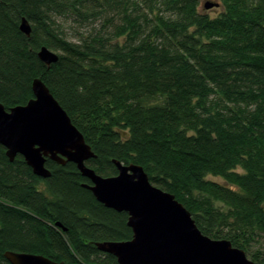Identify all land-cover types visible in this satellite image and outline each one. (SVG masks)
I'll return each mask as SVG.
<instances>
[{
    "label": "trees",
    "instance_id": "1",
    "mask_svg": "<svg viewBox=\"0 0 264 264\" xmlns=\"http://www.w3.org/2000/svg\"><path fill=\"white\" fill-rule=\"evenodd\" d=\"M221 2L212 17L200 0H0V102L27 103L42 79L96 154L87 165H141L204 234L264 264L252 250L264 241V0ZM99 17L78 40L60 21ZM44 45L59 56L49 66ZM46 166L38 176L0 144V264L7 250L119 264L95 243L131 239L128 214L98 201L75 163Z\"/></svg>",
    "mask_w": 264,
    "mask_h": 264
},
{
    "label": "water",
    "instance_id": "2",
    "mask_svg": "<svg viewBox=\"0 0 264 264\" xmlns=\"http://www.w3.org/2000/svg\"><path fill=\"white\" fill-rule=\"evenodd\" d=\"M204 6L209 9L220 2L208 1ZM19 27L30 36L32 27L26 17ZM38 57L48 66L59 58L45 45ZM32 89L34 96L25 104L6 109L0 102V144L11 161L22 155L33 172L44 178L51 175L48 159L62 165L75 163L90 180L85 186L98 201L128 214L132 238L97 241L100 250L113 254L119 264H256L230 240L204 234L184 204L154 185L141 165L113 159L117 174L97 173L86 163L96 154L46 83L36 78ZM4 255L11 264H62L37 253L7 250Z\"/></svg>",
    "mask_w": 264,
    "mask_h": 264
},
{
    "label": "rangeland",
    "instance_id": "3",
    "mask_svg": "<svg viewBox=\"0 0 264 264\" xmlns=\"http://www.w3.org/2000/svg\"><path fill=\"white\" fill-rule=\"evenodd\" d=\"M208 1L220 2L221 5L206 9L204 5ZM200 9L208 13L210 16L215 17L223 11V6H222L221 0H200ZM60 21H61V24L63 25V30H64L65 35L71 40H78L80 37L87 35L89 32L93 30H97V31L101 30L103 28L104 18H100V19L96 18L87 23L82 22L79 19L78 20L60 19ZM255 245L256 247L253 246L252 250L257 249V246L259 245H261L264 248V241L261 240L260 243H256ZM246 254L248 258L251 259V256L247 252ZM256 264H259V263H256Z\"/></svg>",
    "mask_w": 264,
    "mask_h": 264
},
{
    "label": "bare ground",
    "instance_id": "4",
    "mask_svg": "<svg viewBox=\"0 0 264 264\" xmlns=\"http://www.w3.org/2000/svg\"><path fill=\"white\" fill-rule=\"evenodd\" d=\"M57 163V162H56ZM133 235V234H132ZM20 252V251H19Z\"/></svg>",
    "mask_w": 264,
    "mask_h": 264
}]
</instances>
